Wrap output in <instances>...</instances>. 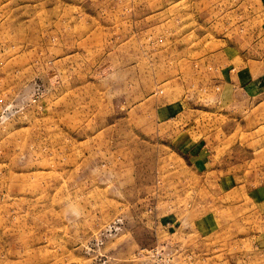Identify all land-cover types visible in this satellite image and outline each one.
Returning a JSON list of instances; mask_svg holds the SVG:
<instances>
[{
    "label": "rangeland",
    "instance_id": "rangeland-1",
    "mask_svg": "<svg viewBox=\"0 0 264 264\" xmlns=\"http://www.w3.org/2000/svg\"><path fill=\"white\" fill-rule=\"evenodd\" d=\"M263 21L264 0H0V264H264L263 219L214 187L264 160L214 102Z\"/></svg>",
    "mask_w": 264,
    "mask_h": 264
},
{
    "label": "crops",
    "instance_id": "crops-1",
    "mask_svg": "<svg viewBox=\"0 0 264 264\" xmlns=\"http://www.w3.org/2000/svg\"><path fill=\"white\" fill-rule=\"evenodd\" d=\"M249 38L248 34L241 35L236 40L238 44L234 41L232 46L235 48L244 47L246 43L248 44ZM241 56L242 61H246V65L241 66V68L227 67L222 70L223 72L218 78L214 102L216 108L241 110V112L246 110L251 121L253 120L259 125L258 131H261V127L264 129V52L257 54V56L242 52ZM250 62L257 63L258 68H248ZM259 156L264 159V146L260 149ZM232 169L226 166L225 172H230ZM221 171L213 166L208 169V172L216 174ZM254 171L258 175L251 180L216 179L213 183L214 187L223 191V194H231V200L226 204V207L234 209V207L243 204L244 201L250 200L251 205L249 207L256 212L258 220L263 219L264 221V160ZM223 219L220 217V220ZM234 220H237V217ZM260 236L262 235L258 234L257 238Z\"/></svg>",
    "mask_w": 264,
    "mask_h": 264
}]
</instances>
